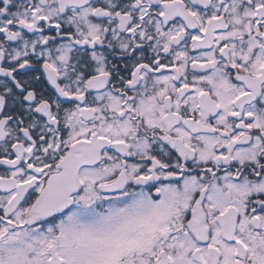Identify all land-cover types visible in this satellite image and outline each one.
<instances>
[{
    "label": "snow or ice",
    "instance_id": "1",
    "mask_svg": "<svg viewBox=\"0 0 264 264\" xmlns=\"http://www.w3.org/2000/svg\"><path fill=\"white\" fill-rule=\"evenodd\" d=\"M0 264H264V0H0Z\"/></svg>",
    "mask_w": 264,
    "mask_h": 264
}]
</instances>
